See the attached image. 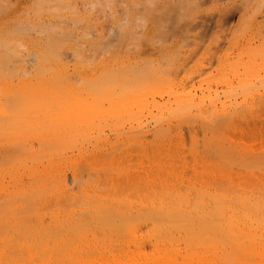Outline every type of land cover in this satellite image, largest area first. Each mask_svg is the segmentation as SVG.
<instances>
[{
  "label": "bare ground",
  "instance_id": "bare-ground-1",
  "mask_svg": "<svg viewBox=\"0 0 264 264\" xmlns=\"http://www.w3.org/2000/svg\"><path fill=\"white\" fill-rule=\"evenodd\" d=\"M199 1L0 0V264H264V57L182 69Z\"/></svg>",
  "mask_w": 264,
  "mask_h": 264
},
{
  "label": "rangeland",
  "instance_id": "rangeland-1",
  "mask_svg": "<svg viewBox=\"0 0 264 264\" xmlns=\"http://www.w3.org/2000/svg\"><path fill=\"white\" fill-rule=\"evenodd\" d=\"M260 2L263 5H260ZM123 6L124 2H121L118 7L119 12L127 16L123 12ZM164 7L166 6L160 5L156 15H163L166 18L165 22H169L168 25L174 29L172 32V29L165 25L169 32L168 43L178 46L180 42L177 64L182 69H189L192 76L198 74L196 80L201 82L208 75H220L222 64L219 60H227L226 57L233 54V51H238L248 41L256 44L261 49L260 57H264L262 55L264 53V0H257L256 3L251 0H200L191 6L187 5V9L183 7L185 10L183 14L181 12L183 8H181V15L171 12L170 16L165 9H161ZM226 11L234 12V16L227 14ZM206 17L210 18L207 23L204 21ZM150 22L154 24V20ZM106 28L103 30L106 33L105 38L111 40L116 36V39L112 40L118 42L119 37L112 31L111 24ZM120 46L121 48L125 46L124 49L128 48V45ZM158 52L165 54L166 49H160ZM203 65H206L207 69L201 72L198 68Z\"/></svg>",
  "mask_w": 264,
  "mask_h": 264
}]
</instances>
